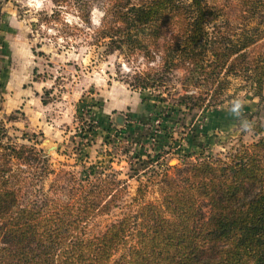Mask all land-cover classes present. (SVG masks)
Segmentation results:
<instances>
[{"label": "trees", "instance_id": "1", "mask_svg": "<svg viewBox=\"0 0 264 264\" xmlns=\"http://www.w3.org/2000/svg\"><path fill=\"white\" fill-rule=\"evenodd\" d=\"M51 1L86 24L100 8L96 38L106 53L159 59L141 79L144 89L184 71V88L194 92L181 94L177 107L220 106L231 79L242 77L264 102V32H224L232 29L226 9L233 1L248 22L264 0ZM257 135L253 144L177 169L180 176L157 173V202L146 201L149 177L122 218L91 235L90 223L123 199L124 183L87 167L56 172L43 150L16 143L0 123V264H264V134Z\"/></svg>", "mask_w": 264, "mask_h": 264}, {"label": "rangeland", "instance_id": "2", "mask_svg": "<svg viewBox=\"0 0 264 264\" xmlns=\"http://www.w3.org/2000/svg\"><path fill=\"white\" fill-rule=\"evenodd\" d=\"M240 10L236 1L226 9L232 27L227 36L264 32V11L247 22ZM101 13L94 7L86 24L73 8L59 9L51 0H0V123L16 143L43 150L56 172L87 167L127 187L111 213L90 223L91 235L120 220L149 177L146 201L157 202V173L180 176L177 169L253 144L257 132L264 134V102L245 77L231 79L222 105L192 111L175 106L186 90L194 92L185 90L182 70L162 86L144 89L141 79L159 59L148 64L142 56L106 53L105 41L96 38ZM237 98L251 131L230 113ZM55 178H46L45 187Z\"/></svg>", "mask_w": 264, "mask_h": 264}, {"label": "clouds", "instance_id": "3", "mask_svg": "<svg viewBox=\"0 0 264 264\" xmlns=\"http://www.w3.org/2000/svg\"><path fill=\"white\" fill-rule=\"evenodd\" d=\"M101 15H103L101 13ZM243 106H244V102L240 99H235L233 100L232 102V106H231V109H230V113L235 116L236 118L240 119V125H241V128L244 130V131H251L252 130V123L249 122L247 119H243L242 118V110H243Z\"/></svg>", "mask_w": 264, "mask_h": 264}, {"label": "water", "instance_id": "4", "mask_svg": "<svg viewBox=\"0 0 264 264\" xmlns=\"http://www.w3.org/2000/svg\"><path fill=\"white\" fill-rule=\"evenodd\" d=\"M56 148L55 147H51L50 150H55Z\"/></svg>", "mask_w": 264, "mask_h": 264}]
</instances>
